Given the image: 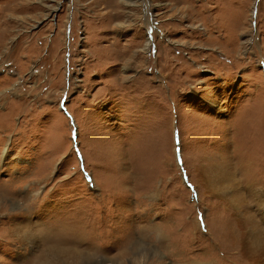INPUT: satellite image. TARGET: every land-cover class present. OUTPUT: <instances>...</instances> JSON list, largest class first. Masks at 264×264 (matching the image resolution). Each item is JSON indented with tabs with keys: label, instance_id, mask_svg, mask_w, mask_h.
<instances>
[{
	"label": "rangeland",
	"instance_id": "obj_1",
	"mask_svg": "<svg viewBox=\"0 0 264 264\" xmlns=\"http://www.w3.org/2000/svg\"><path fill=\"white\" fill-rule=\"evenodd\" d=\"M0 195V264H264V0H0Z\"/></svg>",
	"mask_w": 264,
	"mask_h": 264
},
{
	"label": "bare ground",
	"instance_id": "obj_2",
	"mask_svg": "<svg viewBox=\"0 0 264 264\" xmlns=\"http://www.w3.org/2000/svg\"><path fill=\"white\" fill-rule=\"evenodd\" d=\"M1 196V195H0ZM25 199H27V198H25ZM30 198H28V200H29ZM251 223V222H250ZM250 223H245L244 225L246 226V227H249V224ZM252 225V224H251ZM253 226V225H252ZM256 227V226H255ZM68 229V228H67ZM252 229V228H251ZM257 229V228H256ZM15 230V231H14ZM14 230L12 231V236H15L16 238H17V240L19 239V240H23V241H25V240H28V242H31V240H30V237L32 236L33 237V235H30V232H29V230L27 229V228H23V227H19L18 225H17V228H14ZM60 231V230H59ZM246 235L248 234V233H245ZM22 236V237H21ZM244 237H246V236H244ZM245 239V238H244ZM244 239L243 238H241V239H238V240H236V242H237V244H240L241 245V247H242V251H244V253L245 254H247V255H250V256H252V257H256V255L257 256H259V257H257L256 258V262L257 263H259V261L261 260V256L263 257L264 256V233H263V231L262 232H260V231H258V230H256L255 232H251L250 233V235H247V242L245 243L244 242ZM27 242V243H28ZM69 251H71V250H68L67 252H64V253H61V255L60 256H62V257H65V258H68L70 261H74V258L76 259V261H77V263L79 264V262H80V260H81V258H83V257H81L80 255H79V253H77V252H69ZM53 254H55V255H57V254H59L60 252H52ZM83 255V254H82ZM249 256V257H250ZM59 257V256H58ZM61 259H63V258H61ZM84 259V258H83ZM250 259V258H249ZM260 262H262V261H260Z\"/></svg>",
	"mask_w": 264,
	"mask_h": 264
}]
</instances>
